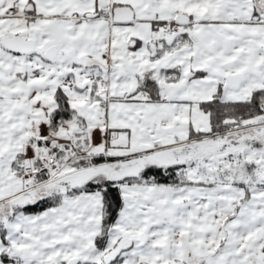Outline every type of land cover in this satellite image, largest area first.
I'll return each instance as SVG.
<instances>
[{
  "label": "snow or ice",
  "instance_id": "snow-or-ice-1",
  "mask_svg": "<svg viewBox=\"0 0 264 264\" xmlns=\"http://www.w3.org/2000/svg\"><path fill=\"white\" fill-rule=\"evenodd\" d=\"M0 264H264V0H0Z\"/></svg>",
  "mask_w": 264,
  "mask_h": 264
}]
</instances>
